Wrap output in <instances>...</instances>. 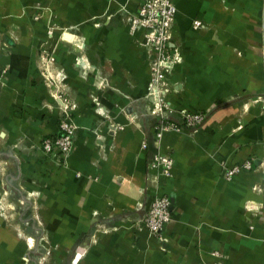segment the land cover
I'll return each mask as SVG.
<instances>
[{"label": "crops", "instance_id": "crops-1", "mask_svg": "<svg viewBox=\"0 0 264 264\" xmlns=\"http://www.w3.org/2000/svg\"><path fill=\"white\" fill-rule=\"evenodd\" d=\"M172 1L182 60L165 99L205 118L156 139L145 29L123 11L140 0H0V264H264V0ZM62 101L77 131L58 162L40 142ZM158 151L169 176L150 166ZM162 194L158 237L143 216ZM26 207L35 232L5 216Z\"/></svg>", "mask_w": 264, "mask_h": 264}, {"label": "built area", "instance_id": "built-area-1", "mask_svg": "<svg viewBox=\"0 0 264 264\" xmlns=\"http://www.w3.org/2000/svg\"><path fill=\"white\" fill-rule=\"evenodd\" d=\"M123 11L132 31L145 29L143 37L136 41L147 51L149 77L146 95L152 99V106H149L148 109L159 117L154 133L155 138L159 139L162 131L166 128L197 129L205 118L204 111H191L186 108L173 109L165 99L166 93L172 86L170 74L175 64L182 60V54L172 40L176 11L174 2L172 0H140L137 11L129 12L126 9ZM200 24L201 22L197 19L193 21L195 27ZM58 75L55 82L60 83L58 80L62 79V75L60 74V77ZM60 105L62 106V113L58 122V134L44 136L40 142L43 151L56 153L58 162H62L73 149L77 131V124L72 116V108L65 101H62ZM174 113L176 118L171 117ZM150 166L159 167L163 174L169 176L171 175L173 159L170 154L158 151L153 155ZM241 167H250L249 161L242 165L226 167L224 177L230 179ZM170 203L171 199L167 194L157 195L150 202L143 216V223L150 233L161 237L164 225L171 218Z\"/></svg>", "mask_w": 264, "mask_h": 264}, {"label": "rangeland", "instance_id": "rangeland-1", "mask_svg": "<svg viewBox=\"0 0 264 264\" xmlns=\"http://www.w3.org/2000/svg\"><path fill=\"white\" fill-rule=\"evenodd\" d=\"M64 31H68V30L65 29ZM50 62H51L52 70L50 69V70H48V72H46L47 70L45 71V73H46V75L48 77V80L54 79V81H56L55 79L57 77V74H59L58 75L59 77H60V74H61L62 75V79L58 78L59 79L58 81L60 83H63L64 80L67 78L66 73H64L63 71H60V69H57V68L54 67V65H53L54 58H50ZM59 72H61V73H59ZM52 87L56 88V86H54V85H52ZM24 204L25 203H21V205H24ZM26 205H27V203H26ZM18 209H19V211H21L20 213H11V214H7L5 216H7L8 218H10V217L12 218L13 217V220H15L16 222L21 221V222H24L25 225L28 224V225H26L27 227L30 228L28 230H30L31 232H35L34 230L38 228L37 227L38 225H35V223L37 222V218H35V217H37V216L34 213H32V215H31V211L27 210V209H29L28 207L25 208L26 209V213L22 212L24 210L23 208H18ZM20 232L22 234L23 233L25 234L24 237H26V233H28V231H26V233H25V232H23V230H21ZM37 234H39V231H37ZM28 244H29V241H28ZM34 264H39V263L36 262Z\"/></svg>", "mask_w": 264, "mask_h": 264}, {"label": "water", "instance_id": "water-1", "mask_svg": "<svg viewBox=\"0 0 264 264\" xmlns=\"http://www.w3.org/2000/svg\"><path fill=\"white\" fill-rule=\"evenodd\" d=\"M263 53H264V5H263ZM170 208H171V203H170Z\"/></svg>", "mask_w": 264, "mask_h": 264}, {"label": "bare ground", "instance_id": "bare-ground-1", "mask_svg": "<svg viewBox=\"0 0 264 264\" xmlns=\"http://www.w3.org/2000/svg\"><path fill=\"white\" fill-rule=\"evenodd\" d=\"M31 239H32V237L29 239V243H30Z\"/></svg>", "mask_w": 264, "mask_h": 264}]
</instances>
